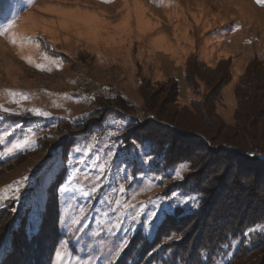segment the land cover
I'll list each match as a JSON object with an SVG mask.
<instances>
[{
	"label": "rangeland",
	"instance_id": "obj_1",
	"mask_svg": "<svg viewBox=\"0 0 264 264\" xmlns=\"http://www.w3.org/2000/svg\"><path fill=\"white\" fill-rule=\"evenodd\" d=\"M13 21L0 36V104L13 110L0 113V189L21 185L0 202V264H264V223L250 218L257 202L231 186L217 199L204 194L203 177L147 133L160 123L142 98L145 91L172 102L164 110L191 114L208 91L184 81L188 60L209 68L229 61L231 79L213 105L219 121L233 126L240 80L251 65L264 71V5L0 0V29ZM30 129L34 142L13 149ZM222 203L241 213L223 215ZM169 204L167 216H150ZM169 217L175 221L166 223Z\"/></svg>",
	"mask_w": 264,
	"mask_h": 264
},
{
	"label": "trees",
	"instance_id": "obj_2",
	"mask_svg": "<svg viewBox=\"0 0 264 264\" xmlns=\"http://www.w3.org/2000/svg\"><path fill=\"white\" fill-rule=\"evenodd\" d=\"M230 79L229 61H221L214 68H209L196 58H190L185 67L184 81L193 87L202 83L208 94L198 104L194 102L190 106V114L186 109L181 112L169 108L164 110L172 102L167 105L166 101L152 100V96L144 91L143 101L150 104V111L160 123L157 129L151 128L147 133L161 140L170 150L174 149V154L186 160L199 177H203L200 187L204 194L217 199L231 186L234 191L242 192L249 200L257 202L253 204L255 208L250 218L264 223V214L256 210L259 206L264 209V71L255 64L247 69L235 93V123L226 126L214 113L213 103ZM245 85L250 89L247 90ZM241 86L246 89L240 90ZM170 127L175 130H170ZM181 141L190 147L178 150L176 147ZM205 143H213L216 149L209 150ZM221 207L223 215L232 219L241 213L237 206L222 203ZM169 218L166 223L175 221L173 217ZM206 218H210V213Z\"/></svg>",
	"mask_w": 264,
	"mask_h": 264
},
{
	"label": "snow or ice",
	"instance_id": "obj_3",
	"mask_svg": "<svg viewBox=\"0 0 264 264\" xmlns=\"http://www.w3.org/2000/svg\"><path fill=\"white\" fill-rule=\"evenodd\" d=\"M33 2V0H29V4L31 5V3ZM102 3H111L112 0H101ZM255 2L257 4H260V5H264V0H255ZM46 9H41V11H44ZM16 25H15V21L9 23L6 27H4L3 29H0V36L2 35H5L6 33H9L10 29L14 28ZM11 42L13 44H15L17 41H16V34L15 33H12L11 34ZM25 41L26 43L28 44H31L33 45L35 48H39L40 45L39 43H36L35 41H33L31 38H25ZM41 57L43 60L47 61L48 63L52 64V65H55L57 68L61 67L62 66V60H60L58 57L57 58H54V57H51L49 56L48 54L46 53H41ZM22 59H25L29 64H32L34 67H36L37 69H40V70H47V71H51L52 69L50 67H47L45 66V64H42V63H36L31 56H27V57H21ZM9 95L11 96H19L20 94L19 93H10ZM21 99H26V97H21ZM15 103H19V100H16L14 101ZM29 111H34V114L35 115H44V116H47L49 115V113H46V112H41L39 110H32L30 109ZM0 113H7V114H11L13 113V110L10 109V108H7L5 107L3 104H0ZM16 114H19V113H16ZM35 135L36 133L31 131V129L29 130L28 133L25 134L24 138L21 139V140H18L16 143L13 144L12 148L13 149H20L22 147H24L25 145H29L30 143L34 142V139H35ZM9 151H12V149H9ZM187 165H182L181 168H186ZM176 175L179 176L180 175V171H177L176 172ZM17 185H21V181H14L13 184L11 185H7L5 186L4 188L0 189V202H3V201H6L8 200L10 197H9V193H12L13 195H18L19 193V187H17ZM120 192H123L125 189H124V186L121 185L120 186ZM179 194L173 192L172 193V197H177ZM192 201H193V204L195 205L197 202L195 200V198H191ZM177 204L179 203H184V204H187L188 203V200L185 199V200H177L176 201ZM130 205L128 204H125L124 207H129ZM173 205L172 204H169V205H166V206H160L158 207L157 211H153L150 213V216L151 217H157L158 215H164V216H167L168 213L170 211L173 210ZM81 211H83V209H81ZM79 221L77 220H72V224H76L78 223ZM257 229H249L248 232H253V231H256ZM261 231H264V228H261L259 229ZM248 233H245V235H247ZM171 238V237H170Z\"/></svg>",
	"mask_w": 264,
	"mask_h": 264
}]
</instances>
